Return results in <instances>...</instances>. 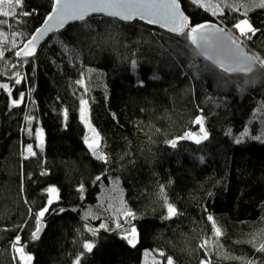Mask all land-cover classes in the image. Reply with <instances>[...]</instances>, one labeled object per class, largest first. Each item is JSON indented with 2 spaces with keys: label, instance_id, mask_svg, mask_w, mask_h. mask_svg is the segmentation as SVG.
I'll list each match as a JSON object with an SVG mask.
<instances>
[{
  "label": "trees",
  "instance_id": "16d2710c",
  "mask_svg": "<svg viewBox=\"0 0 264 264\" xmlns=\"http://www.w3.org/2000/svg\"><path fill=\"white\" fill-rule=\"evenodd\" d=\"M181 2L193 25L212 21L239 34L233 25L245 16L232 4L213 16L191 0ZM52 6L53 0H23L16 16H0L7 20L0 31L23 33L25 42ZM248 19L257 30L255 54L264 59V7ZM187 33L96 16L51 35L33 58L18 60L20 46L5 51L0 80L15 90L13 99L8 91L0 96V264H23L18 247L34 264H143L145 251H163L177 264H264L258 247L264 243V84L244 95L224 89L205 65L180 55ZM84 97L104 160L86 142ZM199 117L208 138L179 139L197 128ZM50 187L58 201L40 218L43 236L32 239ZM101 196L131 213L135 247L88 216ZM215 239L235 258H221ZM84 243L93 245L90 252Z\"/></svg>",
  "mask_w": 264,
  "mask_h": 264
},
{
  "label": "snow or ice",
  "instance_id": "6c2138e0",
  "mask_svg": "<svg viewBox=\"0 0 264 264\" xmlns=\"http://www.w3.org/2000/svg\"><path fill=\"white\" fill-rule=\"evenodd\" d=\"M11 6V12L4 10L3 7H0V16L8 17L9 15L16 16L15 8L17 6H23V0H0V6L5 4ZM193 4H199L200 0H192ZM260 7H264V2H262ZM220 11L219 6H215L212 11V15L216 16ZM90 13H105L110 17H118L122 20L131 21L136 19L137 17L140 20H145L148 24H158L161 28H166L171 33L183 34L184 29L189 26V18L185 16L181 10L178 0H53V10L52 13L46 18L45 24L47 27L37 29L36 34H34L25 45L24 49L17 51L15 55L17 57L24 55L29 56L32 55V51H28L27 49L31 48L34 50L36 41L46 35L48 32H56L60 28L64 26V24L69 20H80L84 21L85 17ZM33 13L21 11L19 13L20 16H29ZM7 24L6 19H0V25ZM233 28L239 30L240 37H247V34L251 32L253 35L257 31L254 29L251 24L246 19H241L237 23L233 25ZM230 30V29H229ZM225 31V28L222 26H217L216 24H197L190 28L187 33V37L191 40V42L199 47L201 43H209L211 41L212 35L216 33H221ZM231 31V30H230ZM232 32V31H231ZM19 35H23V33H17ZM2 35V33H0ZM236 36V35H235ZM237 37V36H236ZM239 38V37H238ZM250 39V37H248ZM238 46H243V41L238 39ZM4 51L0 49V58H3ZM252 59V57H249ZM260 62L264 63V59L260 58ZM132 64L135 65L136 61H132ZM14 66V65H13ZM222 70L231 71L230 68L221 64ZM19 73H16V76L19 77ZM15 83L19 84L20 79L17 78ZM77 83H82V81H77ZM8 86L0 85V88H7ZM23 93L20 94V99H23ZM13 106L19 104V100L12 101ZM66 114V113H65ZM195 123H201V120L197 118ZM203 128H201V132H203ZM264 135V133H262ZM203 138H207V133L204 132ZM179 139H195L197 144L200 143V139L194 137L191 133H186L184 136ZM253 139L261 140V136L253 137ZM240 141L237 140V143ZM173 147L176 145V141H171ZM92 147V145H89ZM29 151H31V145L28 146ZM97 158L104 160L106 159L102 153H95ZM35 155V153H33ZM99 179V177H97ZM51 193H56L55 188L48 189ZM58 198V197H57ZM48 205L52 204V199L48 200ZM48 207H44L41 209L36 215V229L31 234L32 239H38L41 228L43 227L40 218L44 217L45 213L48 212ZM63 211V209H60ZM169 215L175 214V209L172 205H168ZM131 215V213H129ZM209 220H212V217H208ZM101 228L105 227L102 223L100 225ZM117 228L120 227L119 224L116 225ZM88 231L93 232L95 234V229L89 228ZM132 237L127 238L128 243L135 247L136 242V231L135 229H131ZM216 234H220V230L216 229ZM20 236L18 235L15 238V244L19 243ZM207 243V241H205ZM83 247L90 252L92 250L93 245L90 243H84ZM259 250L264 252V243L260 244ZM17 252L23 253V247L17 248ZM83 254V253H82ZM21 260H24V256L21 255ZM27 259H31V256H28ZM76 264H79V260H77ZM167 264H173V261L170 257L167 258ZM251 264V262H249Z\"/></svg>",
  "mask_w": 264,
  "mask_h": 264
},
{
  "label": "rangeland",
  "instance_id": "374dc122",
  "mask_svg": "<svg viewBox=\"0 0 264 264\" xmlns=\"http://www.w3.org/2000/svg\"><path fill=\"white\" fill-rule=\"evenodd\" d=\"M262 2H264V0H200V3L198 5L202 6L204 9L208 10L210 13H212V11L214 10V7L218 5L219 9H220L218 14L216 15V16H218V15L223 13V10L225 8L224 5L232 4L236 9H238V11H240V13L242 15L245 16L241 19H246L248 21V18L251 17V11L254 9H257V8H261L259 5ZM0 7H3L4 10L11 12V6L8 5L7 3L3 6H0ZM18 7L19 6H17L15 8L16 13H17ZM8 17H13V16L9 15ZM251 26L253 28L255 27V26H253V24H251ZM0 33H2V35H0V49H2L4 51V53L7 49L18 48L19 46L21 47L28 40L27 39L24 42L22 35L17 34V33H20L17 31L12 32L11 34H9L7 31H0ZM234 35H237V34H234ZM7 82H10V81H7ZM14 90H15L14 87H11V89L8 90L9 96L12 99L14 98ZM22 100L20 99L19 102L21 103ZM81 117H82V120H83V122L86 126V129H87L86 142L88 143V145H92V147H90V149H91L92 153L94 154V152L96 153V152L100 151L101 138H100V135L98 134V132L96 131V129L94 128V126L92 125V123L90 121L89 104H88L87 97H84V99H82ZM199 119L201 120V123H197V128L194 131H189L186 133H191L194 137L199 138L200 142H202L208 138L209 134H208V130L206 128L205 119L203 117H199ZM31 122H33V121L30 120V123L27 126V132L30 136L33 135V133H32L33 132V129H32L33 124ZM36 128H37L36 129V138L38 141V145L40 147H42L44 144L45 135H44V132L42 131V128L40 126H37ZM201 128H203V130H204L203 132H201ZM204 132L207 133V138H203ZM186 133H184L182 136H184ZM186 140L195 141V139H186ZM28 151H29V148H28ZM29 153L30 154L35 153L33 146H31V151H29ZM50 188H54V187H50ZM49 196H50L49 199H52V204L47 205L48 209L58 201V198H59L58 190L56 191V193L49 192ZM113 201H115L113 197L101 196L99 202L98 203L96 202V204L94 206H91V209H90L93 211V214H94V207L96 206V208H95L97 211L96 216L93 215L91 213V211L88 213V216L91 217L92 219L100 218L101 219L100 225L102 223L105 225V227H103V228L110 230V231H117L121 235H123L127 238H131L132 237L131 229H133L134 227H130L127 225L128 224L127 219L130 215H129V213L121 211L119 208L114 207ZM117 224L120 225L119 228L116 227ZM135 231H136V229H135ZM136 236H137V232H136ZM212 244L217 247L218 255L221 258H224V259L235 258L234 256L227 255L224 252V250H222V246H221L220 241L218 239H215ZM258 247H260V244L258 245ZM18 248H21V247H18ZM157 252L145 251L143 264H166L167 259H165L164 256H161L160 253L158 255ZM18 254L20 257H21V255H23L24 260L29 256L24 251H23V253L18 252ZM237 259H239V258H237ZM24 260H22V261H24ZM243 260H244V262H246V264H249V262H251V264H256L254 261L249 260V259H243ZM203 264H206V262H204Z\"/></svg>",
  "mask_w": 264,
  "mask_h": 264
},
{
  "label": "clouds",
  "instance_id": "9594fccd",
  "mask_svg": "<svg viewBox=\"0 0 264 264\" xmlns=\"http://www.w3.org/2000/svg\"><path fill=\"white\" fill-rule=\"evenodd\" d=\"M238 39L233 32L225 30L212 35L209 43L196 47L186 36L180 55L205 65L206 72L224 89L235 88L237 94L244 95L249 89L264 84V63L246 47L238 46ZM221 64L231 71L222 70Z\"/></svg>",
  "mask_w": 264,
  "mask_h": 264
},
{
  "label": "water",
  "instance_id": "95a60500",
  "mask_svg": "<svg viewBox=\"0 0 264 264\" xmlns=\"http://www.w3.org/2000/svg\"><path fill=\"white\" fill-rule=\"evenodd\" d=\"M178 2H179V5H180V10H181V12H182L185 16H187V17L189 18V26H188V28L184 29V32H185V31H189L190 28L193 27V26H195V25L192 24L190 16L186 13L185 9L183 8V5H182L181 0H178ZM52 10H53V7H52ZM52 10H51V12L49 13V15L52 13ZM49 15H48V16H49ZM48 16H47V17H48ZM96 16H104V17H108V18L116 19V20H119V21H122V22H126V23H133L134 21L139 20V21H142V22L148 24L145 20H140L138 17H137L136 19H134V20L126 21V20H122V19H120V18H118V17H110V16L106 15L105 13H90V14H88V15L85 17V20L88 19V18H91V17H96ZM47 17H46V18H47ZM45 20H46V19H45ZM45 20H44V22L42 23V25H41L38 29H41V28L47 27V25L45 24ZM78 22H81V21H80V20H69V21H67V22L64 24V26H63L62 28H60L58 31H61V30L65 29V28L69 27L70 25H73V24L78 23ZM198 24H216L217 26H222V25H220L219 23L212 22V21H204V22H201V23H198ZM148 25H150V26H154V27H158V28H161L158 24H148ZM196 25H197V24H196ZM222 27H223V26H222ZM161 29H164V30L168 31L166 28H161ZM225 30H226V29H225ZM58 31H56V32H58ZM56 32H48V33H47L46 35H44L43 37H40V38L36 41V43H35V48H34V50L31 49V48L27 49L28 51H32V52H33L32 55H29V56L21 55V56H19V57L16 56V58H17L18 60H27V59H30V58L35 57V56L38 54V52H39L41 46L44 44V42H45V41H46L51 35L55 34ZM168 32H169V31H168ZM170 33H171V32H170ZM34 34H36V31L33 33V35H34ZM172 34H176V33H172ZM33 35H32V36H33ZM176 35H178V34H176ZM32 36H31V37H32ZM31 37H30V38H31ZM30 38H29V39H30ZM29 39H28V40H29ZM28 40H27V41H26V42H25V43H24V44H23V45H22L17 51H20L21 49H24V47H25V45L27 44ZM5 84H6L8 87H7V88H0V96L2 95V93H3L4 91H8V90H10L11 87H12V85H11L10 82L4 81V80H0V85H5ZM96 153H101V151H98V152H96ZM94 158L97 159V160H100L99 158H97V156H96L95 154H94ZM41 222H42L43 227L41 228V231H40V233H39V238H38V239H40V238L43 236L44 231H45V227H46V223H45L44 221H41ZM160 255H161V256H164L165 253H164L163 251H161V252H160ZM172 261H173V260H172ZM23 264H34V259H33L32 257H31L30 260L26 258V259L23 261ZM166 264H167V262H166ZM173 264H177V263H175V262L173 261Z\"/></svg>",
  "mask_w": 264,
  "mask_h": 264
},
{
  "label": "built area",
  "instance_id": "2783aa9c",
  "mask_svg": "<svg viewBox=\"0 0 264 264\" xmlns=\"http://www.w3.org/2000/svg\"><path fill=\"white\" fill-rule=\"evenodd\" d=\"M248 22L251 24L252 20L248 19ZM236 36L239 37V39H241L243 41V45H244V47H246L247 50H249L250 52L255 54V49H254L253 44H252L254 35L251 32H249L247 34V37H240L239 34H237ZM248 37H250V39Z\"/></svg>",
  "mask_w": 264,
  "mask_h": 264
},
{
  "label": "bare ground",
  "instance_id": "6f19581e",
  "mask_svg": "<svg viewBox=\"0 0 264 264\" xmlns=\"http://www.w3.org/2000/svg\"><path fill=\"white\" fill-rule=\"evenodd\" d=\"M52 7H53V6H52ZM51 10H52V9H51ZM50 12H51V11H50ZM48 15H49V14H48ZM48 15H47V16H48ZM47 16H46V17H47ZM45 19H46V18H45ZM166 262H167V260H166Z\"/></svg>",
  "mask_w": 264,
  "mask_h": 264
}]
</instances>
